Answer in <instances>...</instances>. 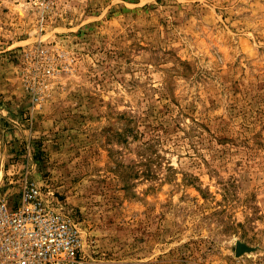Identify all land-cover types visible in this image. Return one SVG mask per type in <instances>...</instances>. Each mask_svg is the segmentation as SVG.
<instances>
[{
    "label": "rangeland",
    "instance_id": "1",
    "mask_svg": "<svg viewBox=\"0 0 264 264\" xmlns=\"http://www.w3.org/2000/svg\"><path fill=\"white\" fill-rule=\"evenodd\" d=\"M23 180L87 264H264V0H0V182Z\"/></svg>",
    "mask_w": 264,
    "mask_h": 264
},
{
    "label": "built area",
    "instance_id": "2",
    "mask_svg": "<svg viewBox=\"0 0 264 264\" xmlns=\"http://www.w3.org/2000/svg\"><path fill=\"white\" fill-rule=\"evenodd\" d=\"M0 264H87L77 223L26 180L18 193L0 182Z\"/></svg>",
    "mask_w": 264,
    "mask_h": 264
},
{
    "label": "water",
    "instance_id": "3",
    "mask_svg": "<svg viewBox=\"0 0 264 264\" xmlns=\"http://www.w3.org/2000/svg\"><path fill=\"white\" fill-rule=\"evenodd\" d=\"M241 244H238V248H237V251H241Z\"/></svg>",
    "mask_w": 264,
    "mask_h": 264
}]
</instances>
